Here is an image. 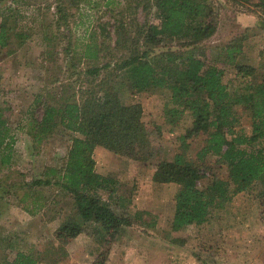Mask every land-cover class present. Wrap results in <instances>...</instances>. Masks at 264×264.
Listing matches in <instances>:
<instances>
[{
  "label": "rangeland",
  "instance_id": "obj_1",
  "mask_svg": "<svg viewBox=\"0 0 264 264\" xmlns=\"http://www.w3.org/2000/svg\"><path fill=\"white\" fill-rule=\"evenodd\" d=\"M255 1L216 0L219 26L209 39L198 43L190 36L170 37L152 44L146 40V34L149 24L158 21L156 0H2L0 23L7 17L12 31L9 45L0 48V113L16 141L11 163L0 165V211L5 213L2 234L43 238L37 245L36 254L42 258L39 264H91L105 248L98 225L86 223L88 231L71 241L68 251L59 253L52 243L55 227L68 214L75 216L76 211L69 195L55 186L43 189L49 200L35 215L27 212L21 202L24 194L32 191L28 190L27 182L41 177L47 166L65 164L72 140L77 136L57 126L37 142L32 133L34 124L27 121L40 120L48 100L60 106L58 101L67 95H73L82 106L92 97L108 92L121 105L136 110L148 147L144 160L128 158L127 168L120 172L127 182L123 188L126 192L132 190L137 203L142 202L138 197L152 203L160 200V195L152 191L149 176L160 161L172 160L178 152L197 165L205 164L209 174L202 177L200 186L206 188L217 178L229 180L228 166L216 156L208 155L203 162L198 158L207 144L208 133L188 139V146L180 140V135L193 125L192 115H184L174 127L166 119L170 88H135L123 62L132 53L145 51V59L155 66L157 73L167 68L181 70L186 56L205 52L214 57L231 39L245 36L244 53L239 61L256 68L250 80L263 81L264 19L257 22ZM59 4L66 8L63 19L59 18ZM87 44L92 45L89 48ZM95 50L98 57L92 56ZM95 67H99L96 73L88 72ZM226 71L230 89L239 88L241 77L230 66ZM236 110L240 117L238 132L250 134L251 114L241 106ZM121 204V207L129 205L124 201ZM130 215L133 223L123 228L107 264H264V178L250 190L234 194L224 208L212 209L203 223L187 230L167 229L164 212L153 215L138 211ZM157 219L163 222L161 230ZM186 250L199 258L197 262L192 257L183 258L189 254ZM13 255L0 258V264H7Z\"/></svg>",
  "mask_w": 264,
  "mask_h": 264
},
{
  "label": "trees",
  "instance_id": "obj_2",
  "mask_svg": "<svg viewBox=\"0 0 264 264\" xmlns=\"http://www.w3.org/2000/svg\"><path fill=\"white\" fill-rule=\"evenodd\" d=\"M215 2L156 0L158 21L149 24L146 40L157 44L165 38L190 36L199 43L213 37L219 26ZM254 3L262 12L261 19H264V0ZM65 10L62 4L58 5L59 18L67 15ZM11 31L7 17L3 18L0 23V48L9 45ZM244 38L231 39L214 57L205 52L188 55L181 62V70L178 67L167 68L161 74L145 59V51L142 54L132 53L123 62L135 88H170L171 100L166 105L168 122L172 127L179 125L180 118L187 111L193 118L192 127L180 135V140L188 146V139L208 133L207 144L198 153L199 160L203 162L208 155H214L229 169V180L217 178L205 188L200 186L202 177L209 174L205 164L197 165L180 152L172 160L158 163L154 179L176 182L180 187L175 197L174 231L203 223L212 209L224 208L234 194L250 190L264 178V80H250L256 68L239 61L244 53ZM91 45L87 44L89 48ZM94 47L98 48L97 45ZM97 52L93 51L92 56L98 57ZM229 66L242 79L241 86L234 90L225 80ZM98 70L99 67H95L88 72L93 74ZM58 102L60 106L48 100L41 119L30 118L27 121L34 124L32 133L35 140L41 142L57 126L77 133V136L72 140L65 164L61 167L47 166L41 177L27 182L28 190L32 191L26 192L21 202L27 212L35 215L46 207L49 200L44 196L43 189L55 186L61 193L69 195L76 215L68 214L62 220L56 230V238L62 244H68L88 231L86 223L98 225L105 248L91 264H107L113 244L123 228L132 225L133 217L128 212H118L100 196V190L115 192L116 180L96 171L94 149L97 145H103L115 153L144 160L145 148L148 147L142 134L144 127L136 118L135 109L121 105L118 98L108 92L101 97H92L82 106L74 100L73 95H67ZM237 106L251 114L250 134L237 130L240 124ZM5 121L0 113L1 166L11 163L16 143L11 127ZM27 198L32 199L27 202ZM36 252L19 251L7 264H38L42 258Z\"/></svg>",
  "mask_w": 264,
  "mask_h": 264
},
{
  "label": "crops",
  "instance_id": "obj_3",
  "mask_svg": "<svg viewBox=\"0 0 264 264\" xmlns=\"http://www.w3.org/2000/svg\"><path fill=\"white\" fill-rule=\"evenodd\" d=\"M255 10L259 14L257 22L260 23L259 22L260 18H261L260 15L262 14V12L259 8H257V9L255 8ZM255 16L257 17V15H255ZM254 23L255 22H253V24ZM185 115L189 116L190 114L187 111L185 113ZM94 158L96 160V171L98 173H100L101 175L114 178L118 184L115 187L116 188L115 192L112 193L108 190H100V196L104 200L109 202L112 205V207L115 208L116 210H118L119 212H129L130 214H136L138 211H144V212H148V214H153V215L156 213H159V212H164V213H166L165 220H166L167 229H170L173 232H179V231L187 230L189 227L197 225V224H192V225L186 226V227H184L178 231H174L172 229V220H173L174 213H175V197L180 190L179 187H177L179 185L178 183L156 181L154 179V172H153L151 174V176H149V179H150L149 184L152 185L151 187H152V191H154V194L160 195V200L152 203L153 201L149 202L145 198L142 199V198L138 197L142 202L137 203L136 202L137 197L132 192V190H128L126 192V189L123 188V185H126L127 182L124 180V177L121 176L122 171L120 172V170L127 168V166H128L127 161L129 160L128 158H130V157L115 153L103 145H97L94 149ZM123 162H126V163H123ZM166 185H170L171 187H173L175 189L170 190V189H168V187ZM164 188H165V190L163 191ZM159 190H161V192H157ZM106 191L108 193L107 195H105ZM125 193H127V194H125ZM133 200L135 201L134 203H133ZM123 201H124L125 205H126V202H128L129 205L121 207L122 206L121 203H123ZM118 208H121V210H119ZM4 214H5L4 212L0 211V253H2L0 258L6 257L7 254H10V253L14 254L13 255V257H14L16 255V253L19 251H23V252H34V251H36L37 245L43 241V240H41L43 238H41V239H39V238H15V237L13 238V236H11V235L4 236L2 234L3 229H2L1 223H2V219H3ZM60 224H61V222H59L58 226L55 227L54 232L57 230V228L60 226ZM161 225H163V222H161L160 219H157L158 229L161 228ZM83 233H85V232H83ZM81 235H82V233L77 238H80ZM119 236H121V234ZM119 238H121V237H119ZM124 238H129V237H124ZM44 241H45V239H44ZM52 243L56 246L57 250L60 253L64 249H65V251H68V249H70V247H71L72 242H70L68 244H62L55 236L53 238ZM186 252L190 254V252H188L187 250H186ZM189 254H186V256H183V258L187 259V258L192 257V258H194L195 262H197V260L199 258H196L193 254H190V255Z\"/></svg>",
  "mask_w": 264,
  "mask_h": 264
}]
</instances>
